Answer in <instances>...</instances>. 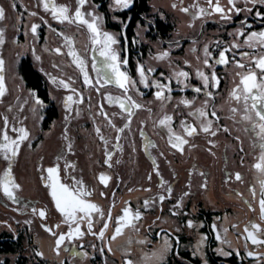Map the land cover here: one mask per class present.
<instances>
[{
	"label": "flooded vegetation",
	"instance_id": "af4514ba",
	"mask_svg": "<svg viewBox=\"0 0 264 264\" xmlns=\"http://www.w3.org/2000/svg\"><path fill=\"white\" fill-rule=\"evenodd\" d=\"M181 1L180 8L183 9L187 0ZM219 2L225 8V13L231 17L230 19H222L220 13L204 15L208 18L201 25L200 32L182 33L178 30L173 32L174 25L171 24L168 14L171 12L164 10L166 14L164 18L156 15L153 19L147 16L142 17L143 23L149 27L150 31L135 33V42H133L135 48L122 52L116 49L121 59L128 56L126 59L129 60V55H132L133 76L130 77L133 80L139 81L137 69L140 65H143L145 70L153 69V72L148 74L150 85L153 80L159 82H167L166 78L172 80L171 99L165 101L156 99L155 88H144L139 83L136 85L139 93L132 91L129 94L143 107L135 110L131 117L130 128L125 129L123 133H118L116 129L123 127L128 121L127 114L117 106L121 111L119 116L115 119L110 117L106 106L112 105L105 100L107 93L119 95L120 90L107 86L102 88L103 98L98 99L99 111L103 110L107 113V118L101 114L100 118L97 117L98 119L96 116L91 117L95 122L99 120L103 125V120L108 119L115 128L111 125L110 129L99 127L98 133L96 129L89 128V124L86 123L83 129L72 128L71 130L69 122L62 131L53 134L51 142L45 138V132L49 131L51 124H54L55 120L61 116V104L57 95L59 87L53 86V80L47 79L53 78V75L50 76L41 70L34 57L27 54L20 59L16 69L11 70L10 76L8 74L6 77L3 76L8 90L10 85L13 89L7 97L10 113L13 106H19L22 118L26 120L24 126L27 130L29 128L27 120L31 122L32 115L37 117L36 124L39 132L35 133V139L31 138L28 141V145L35 151L38 186L40 185L46 191V201L43 202L25 197L21 194L23 192L21 187L15 190L16 201L7 199L12 207L26 209V213L31 212L37 218L50 239L49 243L52 245L54 254L59 260L62 259L63 263L84 259L83 261H89L91 264L102 260L104 263L112 264H126L128 260H131L132 264H135L133 262L136 256L135 247L129 250L123 248L129 246L145 247L152 253L165 251L167 252L165 262L172 260L175 253L181 255L186 252H189L193 259L202 260L199 257H193L191 249H195L203 242L206 245L207 264H210L207 253L209 249L216 257L235 259L238 264H248L247 260L262 257V252L258 250L264 249V243L253 244L246 232V229L252 231V225L257 224L261 228L257 238L264 240V218L259 206L261 198L259 182L264 180V173L254 168L255 163L258 162L260 150L253 148L254 138L250 132L244 130L246 124L240 121L239 115L233 119L231 118L233 114L229 111L230 107L237 106L234 101H229V93L239 82L235 74L242 70L231 63L232 53L227 54L228 65H216L215 59L224 48L234 43L243 45L249 33L264 31V3L253 5L245 3L244 0H237L235 8L241 11L237 13L233 10L228 13L227 10L231 7L228 0H219ZM197 3L200 7H204L202 2L195 1V4ZM185 7L188 8L186 4ZM207 7L206 4L205 8ZM193 12L194 10L189 9L184 13L192 16ZM158 21L163 25L160 26ZM193 25L197 24H190V26ZM104 31L107 32V30ZM238 31H243L245 36L235 35ZM205 47H208L211 53L212 58L209 64L212 68L203 63ZM240 51L252 50L246 46L234 50L236 59H239ZM164 52L169 55L159 59ZM93 55L95 53L89 49L91 60ZM23 61L30 62L35 73L42 77L39 85L32 83L25 75L21 66ZM213 69L220 77L218 88H213L210 84L207 89L213 92L214 99L206 97L203 89L200 93L192 90L196 87L202 88V80L196 75L197 71L210 74ZM179 71L189 74L184 84L176 82L174 74ZM14 84L18 89L15 90V86H12ZM83 86L88 88L84 83ZM165 95L169 94L165 93ZM67 97H63V106ZM37 100L42 101V105L37 104ZM182 100L194 101V103L191 107H186L180 103ZM205 100H208L207 109L211 110L214 106L219 117L218 120L211 118L212 127L217 130L215 136L199 131V122L188 115L196 108L204 106ZM75 104L76 100L73 99L71 108ZM165 114L173 116L172 127L177 134L184 135L179 126L181 120L194 124L198 128L197 135L186 137L189 143L184 145L183 152L170 146L165 130L158 126V121ZM38 116H40L39 119ZM23 119L21 126H23ZM8 121L12 123L13 119ZM141 131L145 135H141ZM117 136L120 137L119 140ZM145 136L155 147L145 148L148 142ZM108 153L112 154L110 160ZM58 156H63V159L59 161L61 181L70 185L74 183L73 177L76 181H82L83 186L91 193L86 199L103 210L105 219H101L98 214H93L92 231L98 234L108 214L111 213L112 219L108 222L103 239L89 233L84 223L81 226L84 236L72 241L66 239L57 250L56 240L61 233H67L68 225L64 223L63 215L55 207V201L50 195L51 190L46 187L45 177L46 169L55 166ZM66 163L74 167L65 169ZM236 173L241 174L243 178L241 181L235 179ZM101 174L109 177L106 185L99 179ZM15 183L18 184L16 180ZM253 187L255 196L250 191ZM160 196H164L163 201L159 199ZM145 201L152 202L145 206ZM126 207L130 208L133 214L138 210L141 218L133 221L135 227H124L122 234L112 240L110 238L114 235L115 228L119 226L117 219ZM33 208L37 211L33 212ZM40 210L45 211V217L38 215ZM225 216H238L239 223L242 222L244 226L240 237L243 242L248 243L252 255L233 253L223 257L217 254L215 249L219 246L221 238L223 239L219 222L224 223ZM56 225L59 227L57 228ZM48 228H51L52 232L47 231ZM119 242H121L120 245ZM113 245L117 249L115 252L111 248ZM76 252L80 255H73Z\"/></svg>",
	"mask_w": 264,
	"mask_h": 264
},
{
	"label": "snow or ice",
	"instance_id": "6c2138e0",
	"mask_svg": "<svg viewBox=\"0 0 264 264\" xmlns=\"http://www.w3.org/2000/svg\"><path fill=\"white\" fill-rule=\"evenodd\" d=\"M88 2V0H76L77 7L74 12H70L68 6H57L55 0H41V4L45 11L50 12L52 18L59 23H77L86 27L89 33V40L91 44V51L95 53L92 56V70L95 73L94 76H90L87 71V65L84 58H82L77 51L74 50V41L71 37L64 36V40L69 47L68 55L72 57L73 63L79 68L83 75V82L86 86L93 88L95 91L99 92L101 88L112 86L120 90L119 95H113L112 93H107L105 95V100L109 105L118 106L119 109L126 113L128 116V121L123 127L116 129L118 133H123L125 129L130 128L131 117L134 115L135 110L141 109L143 106L137 103L133 96L129 93L135 91L139 93V89L136 85L139 83L143 85L144 88H155V97L158 100L165 101L171 99L170 93L172 92V80L166 78L167 82H159L153 80L151 85L149 83V73L153 72V69L148 68L145 70L143 65H140L137 69L139 74V81L133 80L126 70L128 60L126 58L121 59L119 52L115 49V45L118 44V40L114 34H110L103 30L101 17L89 12L85 14L81 9ZM132 0H115V4L120 5L122 8H128ZM208 5L207 8L200 7L199 4H194L193 7L197 9V12H193L194 18L204 15H212L213 13H220L222 19H230L231 17L225 13V8L221 6L219 0H205ZM237 0H228L231 7L228 8V13L235 10L237 13L241 11L235 8ZM245 3H251L255 5L256 3H264V0H244ZM175 7V5H173ZM184 12H188V8L181 9ZM251 11V9H249ZM36 15V13H32ZM5 10L0 7V20L4 18ZM87 15V18H86ZM260 15V13H257ZM39 25H33L31 31L35 34ZM2 35L0 32V43H2ZM63 35V33H60ZM235 35L245 36L243 31H238ZM219 45V42H218ZM217 45V46H218ZM246 46L252 51H240L239 59H236V53L234 50H238L241 47ZM60 53L61 50L57 48L55 50ZM228 53H232L231 63L235 65L236 68L241 69L235 75L239 78V82L231 89L229 93V101H234L237 106L230 107L229 111L233 114L231 118L235 119L237 115L240 117V121L246 124L244 130L250 132L254 138L253 148H258L260 150V155L257 157L258 162L255 163L254 168L260 173H264V31L261 32H251L244 40L243 45L240 43H234L230 47L224 48L220 51L219 56L215 59L216 65H228L229 58ZM169 54L164 52L161 54L159 59H164ZM205 59L203 61L204 65L212 68L209 64V60L212 58L208 47L204 48ZM163 76V73H161ZM175 79L178 84H184V80L188 78L189 74L184 71L176 72ZM196 75L202 80V88L196 87L192 90L196 93H200L203 89L204 95L209 98L214 99L213 92L208 91L209 85L211 87L218 88L220 85V77H218L214 71L210 74H206L203 71H197ZM55 82V78H54ZM59 83L65 88H69V84L63 80ZM187 87V85H184ZM183 90V88L181 89ZM5 91L4 88V77H3V60L0 59V96H3ZM75 92V89H72ZM168 93L169 95H165ZM73 102V96L69 95L65 100V107L71 109V104ZM77 103L83 102V97L77 95ZM37 104L42 105V101L37 100ZM181 104L186 107H191L194 101L182 100ZM208 100L204 101V106L196 108L194 111L188 113L195 121L199 122V131L204 133H209L215 136L217 130H214L213 120L211 118L219 117L215 111V108L211 110L207 109ZM103 109V105H101ZM107 118V113H100ZM115 115V114H114ZM4 128L0 129V156L5 161H8L9 166L0 175V191L9 200L16 201L17 197L15 190L19 189V185L15 183V179L12 175L11 162L18 155L21 144L29 138V132L26 128H16L11 127V131L17 133L18 135L14 138L8 134L9 123L7 117H4ZM110 125L115 128L114 124ZM173 116L163 115V117L158 121V126L165 130L168 136V143L174 149L180 152L184 151V145L189 143L186 137H193L198 134V128L196 125L188 123L185 120L180 121V128L182 129L184 135L177 134L173 130ZM228 131V129H223ZM99 133V129H97ZM141 135H145L141 131ZM117 136V140H119ZM103 139V136H101ZM148 141L145 148L155 147V145L145 136ZM69 149L71 145H68ZM111 153H108V159H111ZM63 159V156L57 157V163L53 167L46 169L47 175L45 177L46 187L50 188V195L55 201L56 209L63 215L64 223L68 225L67 233H61L56 240L57 250L60 246L64 244L65 240L72 241L76 238H81L84 236V231H82V224L86 223L87 231L93 235H98L100 239H103L104 233L108 228V222L111 221V213L108 214L106 222L104 223L102 229L97 234L92 231L93 229V214H98L101 219H105L103 210L95 203L89 202L86 197L91 193L83 186L82 181H76L73 177V184L63 183L60 176V164L59 161ZM69 167H74L71 164L66 163L65 169ZM203 174V173H201ZM101 183L107 184L109 177L101 174L99 177ZM235 179L241 181L243 178L240 173L235 174ZM260 200L259 206L262 213V218H264V180L260 182ZM169 192L171 189L169 188ZM253 196H255V188H251ZM103 195V193L101 194ZM159 199L163 201L164 196H160ZM152 201H145V206H147ZM33 212L37 210L32 209ZM40 217H45L46 213L44 210L38 212ZM141 218L140 212L137 210L134 214L131 209L126 207L123 209V214L117 219V226L115 228L114 235L110 238L112 240L116 239L117 236L122 234V229L124 227H135L133 221L139 220ZM189 226L191 223L189 222ZM58 228L59 225H56ZM52 232L51 228L46 229ZM261 228L257 224L252 225V231H248V238L251 239L253 244L264 243V240L257 238ZM55 235V233H53ZM219 238V237H218ZM102 250V249H101ZM109 250H111L109 248ZM42 255V253H38ZM73 255H80L79 252L73 253ZM252 255V253H249ZM126 264H132L131 260H128Z\"/></svg>",
	"mask_w": 264,
	"mask_h": 264
},
{
	"label": "rangeland",
	"instance_id": "374dc122",
	"mask_svg": "<svg viewBox=\"0 0 264 264\" xmlns=\"http://www.w3.org/2000/svg\"><path fill=\"white\" fill-rule=\"evenodd\" d=\"M109 1L108 10L113 14L112 16L121 11L130 9L134 4V0H132L128 8H122L120 5L115 4V0ZM195 1L202 2L203 6L206 7V2L203 0H187L185 4L189 9L197 12V9L193 7ZM55 3L57 6H68L70 8V12H74L77 7L76 0H55ZM181 4V0H150L151 11L148 15H156L164 18L166 16L165 11H170L171 13L168 14L170 15L171 24L174 25L173 32H176L177 30L182 33L200 32L201 25L208 17L199 16V14H197V17L194 18L193 15H187L181 10ZM185 4L183 6L184 8H186ZM173 5H175V7H173ZM99 6L100 4H95L92 0H88L81 10L85 12V14L92 12L101 17L102 28L103 30H107L104 16L100 12ZM0 7H3L5 10L4 18L0 20V32L3 33L2 43H0V59L3 60V76L6 77L7 74L10 76L11 70L16 69L20 59L29 54L34 57L41 70L45 71L46 74L50 76L53 75V78H47L49 81L53 80V86L55 85L56 87H59L57 88V95L61 104V116L59 119L55 120L54 124H51L50 130L45 132V138H48V140L52 142L53 134L62 131L69 122L71 123L69 126L71 130L72 128L83 129V125L86 123L89 124V128L96 130L99 127H101V129H110L108 119L103 120V125L100 124L99 120H97V123L91 117L96 116V119H98L97 117L100 118L101 112L98 108V99L99 97L103 98L104 90L101 88L100 91L97 92L91 87L85 88L83 86V75L76 64L73 63L72 57L67 54L69 47L63 38L64 36H68L73 39L74 50L85 59L89 75L94 76L95 73L91 67L92 60L89 56L91 44L86 27L77 23L61 24L54 20L50 12L44 10L41 0H0ZM32 13H36V15H33ZM114 20L118 21L119 18L115 16ZM191 23H196L197 25L190 26ZM33 25H39L35 34L31 31ZM142 27L143 28L140 31H146V29H148L146 24ZM60 33H63V35H60ZM115 36L118 40V36ZM57 48L61 50L60 53L55 51ZM115 49L117 48L115 47ZM61 80L69 84L68 89H65L59 83ZM12 86H15V90L18 89L16 88V84ZM7 87L6 79H4V88L7 90L4 91L3 96H0V129L4 128V117L11 120L13 119L12 123L8 121V134L15 138L18 134L12 132L11 127L15 126L16 128H25L24 125L26 120L22 118L21 111L18 109L19 106H13L12 113H10V105L7 102V97L10 96L13 89H11V85L9 86L10 91ZM72 89H75V92H73ZM69 95H72L74 100H77V95L82 96L83 102L78 104L76 102V104L73 105V108L68 109L63 106L62 101L63 97H67ZM106 107L107 113L110 117L115 119L119 116L121 111L117 108V106L112 105ZM39 117L40 116H38V119ZM22 119L24 120L23 126H21ZM27 121L29 123V138L21 144L18 155L11 162V168L16 182H18L22 188L23 192L21 194L25 197L37 199L43 202L46 201V191H44L40 185L38 186L36 176L37 171L35 166V151H33V149L28 145V141L31 140V138L35 139V133L39 132L36 124L38 120L36 116L34 117L32 115L31 122L29 120ZM10 124H12V126H10ZM47 146L50 145L47 144ZM8 166V161H5L2 156H0V175L3 174ZM10 204L11 203L7 197H5L2 191H0V230L7 229L14 231L18 226V220L19 222L21 221L20 216H22V213L26 210L21 209L20 207L14 208ZM241 223H239L238 216H225L224 223L221 224V222H219V228L223 239L221 238L219 246L215 249L218 255L223 257L230 256L233 253L237 255H242L243 253L247 256L249 255L248 253L251 252L250 247H248V243L246 244L243 242L240 237L244 227ZM233 224L236 225L231 228L230 226ZM35 231H37L35 235L37 236L38 248L42 253L41 256L52 261L59 260L53 252L52 245L49 243L50 239L46 233L42 232L40 235L37 229H35ZM120 241L122 242L123 239L121 238ZM121 242H119V245ZM134 247L136 256L133 262H135V264H162L166 261L167 252L165 251L152 253L145 247L137 246L123 248L129 250ZM111 248L113 252L117 251L115 245ZM205 249L206 245L203 242L198 244L195 249L191 250L193 252V257H199L202 259L204 264H207L208 261ZM258 251L262 252V257L247 260L248 264H264V249H260ZM118 254H120V252H118ZM83 260L84 259H81L79 261V259H77L74 263L91 264L89 261ZM59 261L62 262V259Z\"/></svg>",
	"mask_w": 264,
	"mask_h": 264
},
{
	"label": "trees",
	"instance_id": "16d2710c",
	"mask_svg": "<svg viewBox=\"0 0 264 264\" xmlns=\"http://www.w3.org/2000/svg\"><path fill=\"white\" fill-rule=\"evenodd\" d=\"M92 2L100 4L99 9L104 16L107 32L118 36L119 45L117 44L115 47L121 52L126 49L131 51L135 48L133 42H135L136 32L149 33V27L146 31L140 30L143 28L142 26L145 25L142 19L143 16L147 15L150 19L155 17V15H148L151 11L150 0H134L133 7L121 11L114 16H112L113 14L108 10L109 0H92ZM115 16L119 18L118 21L114 20ZM158 23L160 26L163 25L159 21ZM131 57L132 55L130 54L126 70L130 76H133V62ZM124 58H128V56H124ZM21 66L30 81L39 85L42 77L35 73L30 62L23 61ZM20 218L21 221L19 222L18 220V226L14 231L7 229L0 230V264H75L70 261L65 263L59 260L52 261L39 255L38 253H41V251L38 248L37 236L35 235L37 231H35V229L39 231L40 235L42 232L45 233V231L31 212L22 213ZM207 253L210 264H238L235 259L216 257L211 249H209ZM173 256L175 258L173 257L172 260L162 264H203L202 260L193 259L189 252L182 253L181 255L175 253ZM102 261L92 264H112Z\"/></svg>",
	"mask_w": 264,
	"mask_h": 264
}]
</instances>
